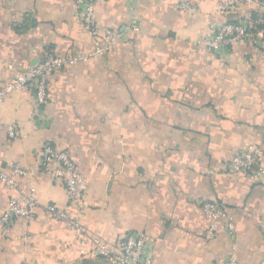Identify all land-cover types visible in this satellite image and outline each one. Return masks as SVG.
<instances>
[{"label":"crops","instance_id":"1","mask_svg":"<svg viewBox=\"0 0 264 264\" xmlns=\"http://www.w3.org/2000/svg\"><path fill=\"white\" fill-rule=\"evenodd\" d=\"M222 1L101 0L96 37L76 0H0V88L48 54L76 57L50 77L46 104L30 89L0 102V171L11 162L35 171L18 189L0 178V208L31 186L40 203L32 221L0 232V264H117L96 244L116 255L129 233L147 235L151 264H224L234 244L240 264L262 263L264 179L230 173L227 162L249 145L264 151V10L224 12ZM237 21L254 33L222 50L206 44ZM106 30L116 41L83 59ZM46 144L87 178L85 206L39 170ZM209 201L234 213L235 238L222 222L208 237ZM49 204L80 221L85 251Z\"/></svg>","mask_w":264,"mask_h":264},{"label":"built area","instance_id":"2","mask_svg":"<svg viewBox=\"0 0 264 264\" xmlns=\"http://www.w3.org/2000/svg\"><path fill=\"white\" fill-rule=\"evenodd\" d=\"M101 0H76L79 9L78 14L82 25L91 34L99 37V28L96 21V8ZM251 4L264 10V0H223L220 9L224 12L237 11L242 5ZM182 8H190L187 3L180 5ZM108 39L105 44H98L95 51L82 57L89 58L91 55L103 54L116 41L118 34L111 30L104 32ZM251 31L243 21L227 22L217 28H213L208 34L205 42L215 50L229 47L240 38L250 37ZM110 38V40H109ZM76 62V57H64L55 53L48 54L25 69L22 73L9 79L0 88V102L10 97L17 90L30 89L35 93L39 105L46 104L49 99L48 82L52 75L60 71L64 66ZM10 134L14 135L13 127L9 128ZM230 173L240 175H254L264 179V151L254 145L234 154L227 162ZM40 171L51 174L55 179L63 181L66 191L73 204L80 207L85 206V194L88 191V180L78 169L77 163L66 151H59L53 145L46 144L41 152ZM32 170L22 167L17 162L10 163V171L1 170L0 178L8 187L18 189V178L27 179L34 176ZM40 206L37 190L31 186L29 191L14 196L5 210L0 208V232L7 233L9 227L19 219L32 221L35 218L36 208ZM202 209L211 220L209 238H214L220 223H224L230 231L231 237L235 238V216L230 208L221 202H205ZM46 210L55 219L70 221L76 231L78 245L81 251H85L86 238L84 227L80 221L71 217L66 211L60 210L55 204L46 206ZM148 237L144 233L126 234L119 242L120 252L113 255L111 252L97 242L98 251L117 264H151V258L146 252ZM224 264H240L236 255V246L233 252L225 260ZM261 264H264V260Z\"/></svg>","mask_w":264,"mask_h":264},{"label":"rangeland","instance_id":"3","mask_svg":"<svg viewBox=\"0 0 264 264\" xmlns=\"http://www.w3.org/2000/svg\"><path fill=\"white\" fill-rule=\"evenodd\" d=\"M251 30H254L253 28L252 29H250V31ZM261 32H264V31H260L258 34H260ZM254 33V31H251V34H253Z\"/></svg>","mask_w":264,"mask_h":264}]
</instances>
